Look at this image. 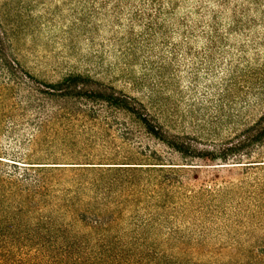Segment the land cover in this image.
Masks as SVG:
<instances>
[{"label":"trees","instance_id":"1","mask_svg":"<svg viewBox=\"0 0 264 264\" xmlns=\"http://www.w3.org/2000/svg\"><path fill=\"white\" fill-rule=\"evenodd\" d=\"M81 1L103 17L105 39L122 65L139 63L161 90L165 79L179 90L186 79L214 109L229 105L234 131L212 151H197L159 107L89 73L38 78L13 53L0 20V264H264V221L253 213L240 222L244 239L219 242L234 252L205 249V238L173 223L181 187L175 169L182 165L155 152L145 155L154 162H104L112 159L67 143L57 149L63 155L43 153L44 144L64 136L59 128L97 119L107 108L129 115L183 158L264 169V107L234 126L238 104H264V0ZM232 185L182 195L186 206L217 201ZM189 246L200 251L183 250Z\"/></svg>","mask_w":264,"mask_h":264},{"label":"rangeland","instance_id":"2","mask_svg":"<svg viewBox=\"0 0 264 264\" xmlns=\"http://www.w3.org/2000/svg\"><path fill=\"white\" fill-rule=\"evenodd\" d=\"M0 20L11 38L13 53L19 55L38 78L53 81L67 71L89 73L146 104L159 107L173 127L172 131L186 134L184 139L197 151H212L234 131L229 105L214 109L205 101L211 97L200 88L198 93L187 89L186 79H182L180 90L176 89L174 79H165L168 88L161 90L160 79L144 77L139 63L122 65L113 51L115 46H109L105 39L103 17L97 10L90 13L81 0H0ZM239 106L236 107L240 111L235 127L258 115L264 104ZM59 131L64 136L58 134L53 145L44 144V155L53 151L54 155H63L64 152L57 149L67 143L66 148L83 147L112 159L104 162H154L146 157L155 152L164 163L182 165L175 169L176 178L181 182L177 185L181 187L170 213L181 231L205 238L206 243H210L205 249L234 252L235 247L224 245L221 248L219 242L228 244L232 238H245L240 228L242 217L253 213L264 221V169L221 165L218 160L200 157L183 158L147 134L129 115L113 109H103L99 118L75 121ZM75 139L81 145L78 141L77 145H71ZM262 149L255 150L253 156ZM230 185L232 188L217 201L203 197L186 206L182 195L189 190L213 191ZM138 205L136 202L134 207ZM140 210L137 209L138 213H145L142 208ZM258 248L252 247L253 250ZM183 250L200 251L190 246Z\"/></svg>","mask_w":264,"mask_h":264}]
</instances>
